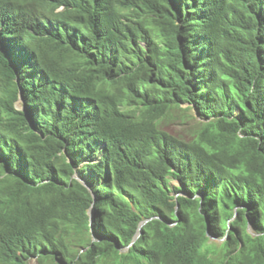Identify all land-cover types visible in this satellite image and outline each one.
<instances>
[{"label":"trees","instance_id":"1","mask_svg":"<svg viewBox=\"0 0 264 264\" xmlns=\"http://www.w3.org/2000/svg\"><path fill=\"white\" fill-rule=\"evenodd\" d=\"M30 260L264 264V0H0V264Z\"/></svg>","mask_w":264,"mask_h":264},{"label":"rangeland","instance_id":"2","mask_svg":"<svg viewBox=\"0 0 264 264\" xmlns=\"http://www.w3.org/2000/svg\"><path fill=\"white\" fill-rule=\"evenodd\" d=\"M191 111H189L190 114H191ZM193 114H194V112H193ZM181 118H179V117L176 116L175 118H173V119H171V120H169L167 122H163L162 123V127L164 129H166V130L174 133V134H176V132H179V134L186 135V133H187V131L189 129V126H191L193 122H192V119L190 117L186 119L185 118V115L181 116ZM197 119H198V117H196V120ZM194 124H195V121H194L193 125ZM81 166L82 165L76 166L75 169L77 170ZM77 174H78V172H76V176L79 177ZM95 182L96 181L93 180V183H95ZM172 183L173 184H176V181H172ZM171 193L173 194V191ZM211 241H215V240H211ZM216 242H219V241H216ZM29 263L30 264H35L33 260H30Z\"/></svg>","mask_w":264,"mask_h":264},{"label":"water","instance_id":"3","mask_svg":"<svg viewBox=\"0 0 264 264\" xmlns=\"http://www.w3.org/2000/svg\"><path fill=\"white\" fill-rule=\"evenodd\" d=\"M184 105H186V104H184ZM195 115H196V117H198V115L195 113ZM199 118V117H198ZM75 177L84 185V186H86V188L90 191V193L92 194V196H93V199L95 200V195H94V193L92 192V189H91V187H90V185H89V183L87 182V180H86V177H77L76 175H75ZM182 194H183V192H181ZM185 193V192H184ZM176 195V194H175ZM175 209L177 210L178 209V203L176 202V204H175ZM91 213H92V209L90 208L89 210H88V214H89V216H90V219H91ZM236 215V213H234V216ZM233 216V217H234ZM157 216H152V217H146V218H144V219H142L140 222H139V224H138V227H137V231H136V233L133 235V237H132V239H131V241H130V243H129V245H132L133 244V242L138 238V236L140 235V229H141V227L147 222V221H149L150 219H152V218H156ZM232 217V218H233ZM158 218H160V217H158ZM229 227V226H228ZM248 230H249V232L251 233V234H255V233H253V231L251 230V227H250V225H249V223H248ZM206 233H207V235L209 236V239L210 240H215V241H221V240H223L224 238H225V236L223 237V238H216V237H213V236H211V235H209V233H208V228L206 229ZM91 240L92 241H94L95 240V238L94 237H92L91 238ZM128 245V246H129ZM128 246H125V249H127L128 248ZM84 250H85V248H83Z\"/></svg>","mask_w":264,"mask_h":264},{"label":"clouds","instance_id":"4","mask_svg":"<svg viewBox=\"0 0 264 264\" xmlns=\"http://www.w3.org/2000/svg\"><path fill=\"white\" fill-rule=\"evenodd\" d=\"M16 79H17V78H16ZM18 93H19V97H18V99L16 100L15 105H16V108H17V109L22 110V109H23V106H22L20 103L23 102V99H22V97L20 96V90H18Z\"/></svg>","mask_w":264,"mask_h":264}]
</instances>
